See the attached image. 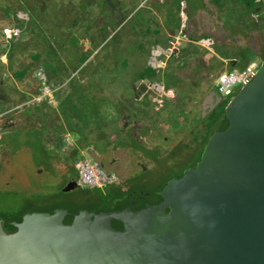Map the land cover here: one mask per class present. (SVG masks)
<instances>
[{"label":"water","instance_id":"obj_1","mask_svg":"<svg viewBox=\"0 0 264 264\" xmlns=\"http://www.w3.org/2000/svg\"><path fill=\"white\" fill-rule=\"evenodd\" d=\"M78 188L73 180L63 191ZM0 264H264V61L194 165L157 197L0 220Z\"/></svg>","mask_w":264,"mask_h":264},{"label":"trees","instance_id":"obj_2","mask_svg":"<svg viewBox=\"0 0 264 264\" xmlns=\"http://www.w3.org/2000/svg\"><path fill=\"white\" fill-rule=\"evenodd\" d=\"M95 1L83 0L80 3L79 0H3V4L0 2L1 11L7 18L15 19L16 29L22 30L17 42L14 34L10 48L13 44L16 46L9 50L8 55L10 60L16 56L27 57L30 60L28 65L25 63L20 65L26 66L21 78L23 79L32 67L42 65L51 84L61 88L56 93L59 103L56 109L51 108L47 103H42L26 105L20 112V120L26 125L24 127L22 124L21 128L25 132V145L32 147L34 159L38 160L39 165H49L55 157L60 162H66L71 166L70 169L76 170V164L82 157L81 152L88 148L96 152L125 148L147 153L143 136L150 131L151 122L155 119L156 123L160 116L157 105L152 104L151 101H136V94L132 89L135 81L147 77V74H135L132 70L137 68L139 72V69L146 65V61L136 57L135 62L131 61L126 56L131 50L126 51L128 50L126 46L120 48L123 52L121 54L118 53V47L113 46L107 52H103L106 47V45L103 47V44L109 39L107 35L99 40V42L103 41V44L93 42L94 47L92 50H87L88 52L83 51L85 46L77 44L78 38L73 37L72 40H68L70 30L78 31L83 27L80 20L82 9L85 16L89 15L90 4ZM23 13L29 16L28 21L19 18V14ZM31 22L34 25H29ZM109 22L110 20L106 21L100 31L107 30ZM93 27H96L95 23ZM86 28V32L90 31L88 25ZM66 42L76 46L73 50L79 57L72 62V66L60 56L64 54ZM40 43L48 45L47 55L46 50L40 48ZM250 63L251 60H248L247 64ZM77 70L79 71L76 76L72 74ZM226 104L227 101L224 107ZM151 108L156 111V115L148 112ZM167 116L168 114L163 115L164 118ZM217 116L219 117V114ZM60 118L64 123H56ZM67 127L71 129L70 132L76 131L79 135L72 152L57 155L48 152L51 148L60 149ZM211 128L212 126L209 129ZM12 135L3 138L2 142L8 145L15 143L18 133L14 137ZM76 178L77 174L73 180ZM116 184L117 182L114 185ZM114 185L105 190L95 189L106 204L101 209L128 196L122 194L120 190L118 192ZM24 209L25 207L8 215L0 212V220L1 218L9 222L20 220L30 214ZM57 211L59 209L47 213Z\"/></svg>","mask_w":264,"mask_h":264},{"label":"rangeland","instance_id":"obj_3","mask_svg":"<svg viewBox=\"0 0 264 264\" xmlns=\"http://www.w3.org/2000/svg\"><path fill=\"white\" fill-rule=\"evenodd\" d=\"M0 2L3 4V0ZM169 2L171 3V8L180 7V0H169ZM214 6V8H210V13L199 14L202 28H204L205 30L209 28V33L221 36V33H223V26H225L227 30L232 29V31H242L248 28V25L246 26L245 23L247 21V18L246 21L243 22L244 24L242 25L236 22L238 15H241V13H232L234 12L232 11L233 1L227 2L228 9L226 7L224 8L222 4L218 5L217 1H214ZM217 6L220 7L218 8ZM143 14L144 13L140 12L137 17L133 21H131V23H129V27L134 29L137 23L141 20ZM243 14L248 13H242V15ZM21 15L22 14H19L20 18ZM91 16V13L87 15V25L90 27L89 33L94 30L93 26L94 23H96L95 20L91 19ZM34 23H36V21ZM34 23L31 22L29 23V25L32 26L34 25ZM109 23L110 25L108 26L107 30H101L104 36H110L113 33L114 29H116V25L113 24V21H110ZM203 23H205V25ZM143 25L146 26L147 24L144 23ZM15 27L16 25L14 19L12 17L7 18L5 14L1 11L0 7V95L2 97L6 96V94L2 93L3 89L6 91L13 90L14 86L19 88L24 86H30L33 92H37L39 90V84L32 75L33 70L30 71V73L32 72L31 74H27L26 79L20 81L12 80L11 82L7 78L10 73H8L6 68L2 66L1 60L3 58H6V53L9 49L13 48V46H16L15 44H13L10 48L11 44L13 43L12 38L15 34ZM10 32H12L11 38L8 36ZM89 36L83 35L84 39H88L89 42V45L87 47H84L83 50L87 48V50L89 51L92 50L94 47L93 42H91L88 38ZM124 36L125 28L122 29V32L119 31L116 37L115 35L111 36L103 44V47L106 45L105 50L103 52H107L111 48V46H113L118 47V53L121 54L123 52L120 51V48L126 45V49L128 48V50L126 51L131 50V54L126 55L127 57L145 53L142 51L145 50L144 45L139 44L136 39H134L131 43L126 44V41H124ZM35 41L37 40L35 39ZM121 41L122 46L120 45ZM46 46L48 45L40 43V48L45 49L47 55ZM60 56H62V54H60ZM126 56L123 55V57ZM138 57L139 56H136V59ZM27 62H29V59ZM254 62L257 63L258 68L263 63L261 60H256ZM212 63L220 64L221 62L214 61ZM204 64L205 63L202 64V69L204 71L209 69L211 70L209 65L207 67V65ZM143 67L144 68L139 69V72H137V68H134L132 71L135 74L145 75L148 73V71L146 70V65ZM217 69L218 67L216 66V68L212 69L211 71H215ZM21 75L22 74H18L17 78L20 79ZM202 77L197 76L196 80L198 81L194 80L195 83H199V80ZM13 82H15L17 85H15ZM240 88L238 89V91L240 90ZM181 95H183V93ZM234 96L227 98V104L233 99ZM153 97H155L154 93L151 94L150 98ZM158 97L159 96H157L156 98ZM30 99H32V97L26 100L29 101ZM22 101L25 100L17 99L14 100L12 103L13 105H16L17 103H20ZM156 104H158L157 109H160L163 105L162 101H158V103ZM185 106L187 107V109H193L192 103L187 104ZM149 111L151 113L153 112V114L155 113L152 109H148V112ZM195 120L196 121L194 123H192L193 121H191L190 123L185 124V127L191 128L190 131H192V133L190 134L192 137V145H194L198 141L197 139L203 138L204 136H209V124H207L208 119L204 120V117H202V120H200L199 118H196ZM23 123L24 122H21V120L19 121L17 118L15 120H10V117L6 119L2 117L0 118V212H5V214L8 215L12 212L19 211L24 207V211H27L30 214L47 213L51 210L58 209H75L81 211L87 210L92 212L102 210L101 208L106 204L103 202V200L100 199L95 189H87V192H82L79 188L68 193H65L63 191L66 187L65 185L68 182H71L77 174L76 170L70 169L71 166H69L66 162L58 161L53 155L54 159L49 165L37 164L38 160L34 159L32 147H28L25 145V132L21 130L24 125ZM173 126H175V131L181 130V127L179 125H169L170 131L173 132ZM155 131L159 132L161 137H169L172 139V135L168 131V126L164 123V120L158 121L157 125L153 126V131H151V134L149 135H155ZM17 133L18 138L15 143L8 145L2 142L3 138H8L10 134H13L12 137H14L15 135H17ZM148 133H150V131ZM156 139L157 138H155V136H150L147 138V140H149V144L152 140V143L150 145H156ZM171 141L174 142V140ZM76 142L77 141H74V144ZM145 145H147V142L145 143ZM203 146L204 144L201 142L196 143L193 148V151H190L188 153L184 152V148H181V146H177L175 148V151L178 152L177 155L182 156L183 154H185L183 155L184 157L182 159L178 160L175 164H170L167 160H165V158H160L156 161V164L154 166H152L150 159L145 158L143 155H141L140 157L139 155L136 156L133 154V152H114V150H109L107 152H96L94 149L88 148L84 149V152H81V154L88 155L92 159L99 162V164L103 167L106 172L117 176L116 188L118 192L120 190L121 192H123L122 194L130 195V197L146 194L148 196L157 197V194L160 193V191L165 187V185L169 181L173 179V177L180 175L190 165H192L195 160L197 161V158H199V155L205 147ZM150 152H153L152 154L155 155V152H157V150H151ZM179 152H181L182 154ZM52 153H56L57 155L59 153L67 154L68 152H63L59 149L57 150V152L55 151ZM119 158L121 162L119 164H113V162L119 160ZM138 163L146 166L148 170L141 172L139 170L140 166H138ZM128 175L134 177L131 180H126V177ZM1 219L3 220V218Z\"/></svg>","mask_w":264,"mask_h":264},{"label":"crops","instance_id":"obj_4","mask_svg":"<svg viewBox=\"0 0 264 264\" xmlns=\"http://www.w3.org/2000/svg\"><path fill=\"white\" fill-rule=\"evenodd\" d=\"M79 1L81 3L83 0ZM214 1L215 0H180L179 8H171V3L169 2V0H96L94 3L90 4V8L88 10L92 14L91 19L96 21V27H93L94 30L91 33H89V31L86 32L87 16H85V13L82 9V16L80 17V20L83 27H80L78 31L70 30V36L68 40H72L73 37H76L79 39L77 42L78 45H85V47H87L89 45V42L88 39H84L83 35H90L88 38L91 42H99L100 38L104 36V34L100 31V28H104L106 21H113V24L116 25V29H114L109 38L113 35H115L116 37L118 32H122V29L125 28L124 41H126V44H129L134 39H136L139 44L145 46V50H142L145 53H139L140 55L135 56H139L138 58H140L141 61L148 62L150 56L156 55L155 61L159 63V67H169L170 71L167 75L170 76V78H172V76L174 75L175 77L179 75V77L177 78V80L180 81L179 85H176L177 82L170 78L166 83L167 90L170 91L169 93H172L175 87L180 88L183 91V98H187L188 94L192 92L190 91L189 86L194 85V80L198 81L196 80L197 76L202 77L203 75V77L199 80V83L194 85L197 89L196 92L201 97L209 92L208 84H213L217 88V79L221 73L232 70H243L248 65V60L244 62H238L233 59L220 61V64L212 63L213 66H211L208 61H203L200 59V57L195 55V44H197L198 40L202 38L203 33V30H201L199 27V24L202 27L199 14L210 13V8L215 7ZM140 12L144 13L141 17V20L137 23L134 29L130 28L129 23H131V21H133ZM144 23H146L147 25H143ZM203 24L205 25V23ZM225 29L226 28L224 27V31ZM103 43V41L99 42V44ZM120 45L122 46V41ZM74 47L76 46L74 44H71V42H66L65 50L63 51L64 59L69 66H72V62H75L79 59L78 54L74 52L75 50H73ZM67 48L70 49L66 50ZM86 50L87 48L83 51L86 52ZM129 57L131 61L134 60L132 56ZM157 58L160 59L157 60ZM1 61L2 66L6 68L8 73H10V75H8L9 81H20V79L22 78L18 79L17 75L23 74V71L26 67L24 66L23 68V66L20 65L24 63L28 65L29 63L27 62V58H20L16 56L14 58V63L18 66L14 67L11 70L9 68L7 58H3ZM253 62L254 60H251L250 64H252ZM203 63H205L204 65H207V67L208 65L209 67L211 66V69L216 68V66L218 67V69L212 71L211 73L210 69L204 71L202 69ZM179 70L182 78H180ZM78 71L79 70L73 71L72 74H78ZM27 74L24 79H26ZM207 74H209L211 77V83H208V80H206ZM212 77H214L215 79H212ZM14 84L17 85L16 83ZM14 87L15 89L13 90L2 92L4 94L9 93V97L3 96V101H5V104L9 109H12L19 104L17 103L16 105H13L12 100L24 99L28 102V100L26 99H29L30 97L33 98L35 96L34 94L38 92H33L30 86H24L20 88L16 86ZM58 104L59 103L57 102L54 106H51V108L56 109L58 107ZM56 123L62 124L64 123V120L60 118L56 121ZM35 126L38 125L35 124ZM66 131L67 132L64 133L62 137L60 151L72 152L76 143L71 148L65 149L63 147L64 137L70 135L73 141H77L79 139V135L76 131L70 132L71 129H69L68 127ZM55 151L57 152L56 149L51 148L48 152ZM114 152L122 151L118 150ZM113 187H117V184Z\"/></svg>","mask_w":264,"mask_h":264},{"label":"flooded vegetation","instance_id":"obj_5","mask_svg":"<svg viewBox=\"0 0 264 264\" xmlns=\"http://www.w3.org/2000/svg\"><path fill=\"white\" fill-rule=\"evenodd\" d=\"M215 1L218 2V5L222 4L224 8L225 7L227 8V2L233 1L232 11L234 12L232 13H241V15H238L236 22L242 25L244 24L243 22H245L247 18V21L245 23H246V26L248 25V28L242 31H239V30L232 31V29L230 30L225 29L224 31V27H225L224 26L222 28L223 33H221V36H217L215 34L209 33L210 31L209 28L205 30L199 24V27L201 30H203V33H202V38H200L198 40V43L195 44V48H196L195 55L200 57V59L203 61H208L211 66H213L211 63L214 61L233 60V59L238 62H244L246 60H254V61L261 60L263 62L264 61V0H226V1L225 0H215ZM217 7L219 8L220 6H217ZM242 13H248V14L242 15ZM15 25H16V22H15ZM15 31H16V27H15ZM9 50L6 53L7 55L6 58L8 59L9 68L12 70L14 67L18 65L14 63L15 57L12 60H10L8 56ZM62 56L64 58V54ZM135 57L136 56H132V58L134 59L133 60L134 62H135ZM152 58H153V55L150 56L148 62L146 61V67H147L146 70L148 71L147 77H143L142 79L135 81L134 87H132L133 92L136 94V101L141 102V101L147 100L148 102L149 100L152 102V104L157 105V108H158V104L156 103H158V101H162V104H163L161 108L158 109L160 112V116L157 118L156 123L154 119V121L151 122L150 124V133H148L147 135L145 134L143 136L145 143L147 142V145H146L147 153L145 152L142 153L140 151H135L134 149H125V148H119L114 151L119 150L122 152H133L134 155L136 156L139 155V157L143 155L145 158L151 160L152 166H154L156 164V161L160 158H165V160H167L170 164H175L178 160L184 157L183 155H185V154H183L182 156L177 155L178 152L175 151V148L177 146H181V148H184V152L188 153L190 151H193V148L196 143L201 142L204 144V146L206 145L211 135V131L213 127L215 126V124L221 117V114H222L225 102L227 101V98L219 94L215 86L211 84H208L209 92L206 95L201 96V97L196 92L197 89L194 85L189 86L190 91L192 92L188 94L187 98H183V96L181 95L183 91L180 88L175 87L172 93H169L170 91L169 92L167 91V85H166V83L169 80L168 75H167L169 74L168 72L170 71L169 67L161 68L159 67V63L155 61V64L157 65V68H156L158 70L157 71L153 67L152 61H150ZM158 59L160 58H157V60ZM155 60H156V55H155ZM211 66L210 68H212ZM150 68H151V71H150ZM39 69H43L45 71L42 65H38L35 67V70H34V67H32L28 72V74H31L33 72L32 75L39 84V90L35 94V96L32 98V100L28 102L22 101L14 108L9 109L8 106L5 104V101H3L4 100L3 97L0 95V118L2 117L6 119L10 117V120H15L17 118L20 121V112L22 111V108L24 106L41 105L42 103H47L45 101L38 102L35 100L40 95V90H41V83L36 77V72ZM31 70L33 71L30 73ZM173 70H177V69H173ZM211 70H210V73L212 72ZM45 73L47 74L46 71ZM152 73L154 74L152 75ZM179 74H180V78H182L180 70H179ZM8 77L9 76H7V78ZM178 77L179 75H177L176 77L174 75L170 79L175 80L177 82L176 85H179L180 81L177 80ZM147 79L150 81V83H146ZM212 79H215V78L212 77ZM206 80H208V83H211V77L209 74H207ZM48 83L51 86V88H53L54 90V98H55V104H56L57 103L56 93L61 88L54 87L50 82L49 76H48ZM151 84H156L160 88V91H157L151 88L150 86ZM194 84H196L195 81H194ZM144 89H146V92H144ZM3 91H6V90L3 89L2 92ZM152 93L155 94V97L150 98ZM157 96L159 97L156 98ZM6 97H9V94H6ZM211 98H215L217 100L216 102L217 104L215 105L214 102L211 104L209 103L208 105L209 108H207L206 110L207 113H205L204 105L207 102L213 101V99L211 100ZM190 103H192L193 109H189V108L187 109V107L185 106ZM55 104H48V105L54 106ZM154 112H155L154 114L156 115L155 110ZM149 113L151 115H154L153 112L151 113L149 111ZM196 113H199V114H196ZM164 114H168V116L164 118L163 117ZM218 114H219V117L217 116ZM202 117H204V120L208 119L207 124H209V128L211 126L212 128L208 130L209 136L207 137L204 136L203 138L197 139L198 141L194 140L197 142L194 145H192V137L190 134L192 133V131H190L191 130L190 127H185V124L190 123L191 121H193L192 123H194L196 121L195 120L196 118H199L200 120H202ZM160 120H164V123L168 126V131L171 133L172 139L169 137H161L160 133L156 131H155V135H149L151 134V131H153V126L157 125V122ZM169 125L170 126L179 125L181 127V130L175 131V126H173V132H172L169 130ZM150 136H155V138H157L156 139L157 143H155L156 145H150L152 143V140L150 141L151 142L150 144L148 143L149 140H147V138ZM171 140H174V142H172ZM151 150H157V152H155V155L152 154L153 152H150ZM120 162L121 160L119 158V160H116L115 162H113V164H119ZM195 162H193V164L190 165L188 168L192 167ZM136 166H137V163H136ZM138 166H140L139 170L141 172L148 170L147 167L144 166L143 164L138 163ZM179 176L180 175L176 177H179ZM133 177L134 176L128 175L126 177L127 178L126 180H131ZM176 177H173V179ZM67 184L65 186H67ZM79 189L82 192L87 191V189H82V188H79Z\"/></svg>","mask_w":264,"mask_h":264},{"label":"built area","instance_id":"obj_6","mask_svg":"<svg viewBox=\"0 0 264 264\" xmlns=\"http://www.w3.org/2000/svg\"><path fill=\"white\" fill-rule=\"evenodd\" d=\"M11 33L8 36L11 38ZM258 66L253 62L243 70L226 71L219 75L217 79V91L223 97L234 96L238 89L248 84L255 76ZM36 77L41 83L40 95L35 99L38 102L45 101L48 104H55L54 90L48 83V76L43 69L36 72ZM240 88V89H241ZM74 141L70 135L64 137L63 147L71 148ZM78 178L76 180L79 188L105 190L117 182V176L106 172L96 160L88 155L76 164Z\"/></svg>","mask_w":264,"mask_h":264}]
</instances>
